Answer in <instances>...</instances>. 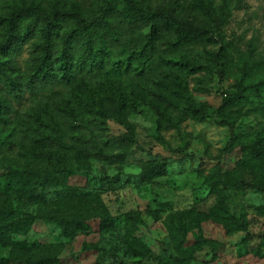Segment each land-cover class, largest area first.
I'll return each mask as SVG.
<instances>
[{"label":"trees","instance_id":"16d2710c","mask_svg":"<svg viewBox=\"0 0 264 264\" xmlns=\"http://www.w3.org/2000/svg\"><path fill=\"white\" fill-rule=\"evenodd\" d=\"M81 1L83 5L76 0H0V130L12 127L2 142L8 149L18 148L26 158L39 157L41 148H56L108 160L109 142L95 129H102L106 121L123 129L118 144L131 147L135 130L128 120L132 99L124 92L125 80L130 95L134 81L144 86L148 96L159 98L161 104L152 103L159 123L171 127L183 118L173 119L170 109L204 119L201 107L188 95L189 80L207 92L215 78H235L234 91L223 98L218 110L224 116L235 106L264 101V78L256 77L252 66L234 64L224 52L211 53L206 64L184 53L211 43V27L225 22L212 6L199 3L204 16L194 22L184 18V9L152 5L150 0ZM27 42L30 56L21 73L15 55ZM223 44L226 52L228 43ZM160 46H164L163 53ZM55 87L70 90L66 106L49 94ZM42 90L48 92L45 101L20 114L16 111L25 91L34 96ZM87 116L89 120H85ZM258 136L244 133L233 137L223 153L239 149L250 164H264V145ZM215 160L220 162L221 157ZM0 168L8 181L0 192V246L10 248L7 260L0 264L58 263L61 245L26 240L38 221L54 224L65 239L82 232L91 219H99L104 226L116 223L101 201L68 187L73 165L67 157L43 159L40 166L23 171L0 160ZM162 174L154 166L143 173L148 178ZM228 184L235 189L244 184L259 186L264 185V177L258 173L251 179L243 171L230 175L214 168L209 181L212 192L218 194ZM16 200L22 203H14ZM223 203L220 199L211 217L201 215L194 224L184 221L185 213L177 214L168 227L173 254L159 259L158 264H190L204 248L215 254L218 244L203 237V220H212L227 233L245 232L248 223L231 216ZM126 244L135 256L148 253L136 240Z\"/></svg>","mask_w":264,"mask_h":264},{"label":"rangeland","instance_id":"374dc122","mask_svg":"<svg viewBox=\"0 0 264 264\" xmlns=\"http://www.w3.org/2000/svg\"><path fill=\"white\" fill-rule=\"evenodd\" d=\"M76 1L83 5L81 0ZM150 1L152 5L184 9V18L194 22L204 16L199 3L212 6L225 22L211 27V43L190 47L184 53L206 64L211 53L224 52L234 64L252 66L256 77L264 78V0ZM223 42L229 46L226 52ZM160 47L159 52L163 53L164 46ZM29 52L30 42H27L15 55L21 73L26 70ZM131 82L135 89L132 95L126 88V80L124 92L132 99L128 120L134 126L135 143L129 148L121 147L118 140L123 129L113 121H106L102 129L95 128L99 137L109 142L108 160L92 154L61 152L56 148H41L39 157L26 158L19 154L18 148L10 150L2 144L12 127L0 130V160L10 161L16 171H23L40 166L43 159L67 157L73 165L68 187L92 195L116 219L113 226L91 219L84 224L83 231L71 239L60 237L54 224L38 221L26 236L27 242L61 245L57 264H158L159 259L173 254L168 227L175 216L185 213L184 221L194 224L201 215L211 217L212 210L222 199L231 216L248 223L247 230L227 233L212 220H203L202 235L218 244L217 252L213 254L204 248L190 264H264V185L244 184L235 189L228 184L221 186L218 194L213 193L209 185L216 167L230 175L243 171L251 179L258 173L264 177L262 162L250 164L239 149L231 154L223 153L233 137L244 133L259 135L264 145V101L235 106L224 116L218 110L223 98L234 91L235 78L221 81L215 78L207 92L198 89L195 80H189L188 95L201 107L204 119L195 120L170 109L173 119L183 118L171 127L159 123L152 106L153 102L161 104L159 98H151L144 86ZM143 82L147 84L146 80ZM47 94V90H42L32 96L25 91L21 104L15 105L16 111L20 114L37 102L45 101ZM49 94L54 101L66 106L70 90L55 87ZM217 157H221L220 162L215 160ZM150 166L164 174L148 178L143 173ZM4 174L5 170L0 168V192L8 187ZM132 240L141 243L148 253L135 256L126 244ZM9 253L10 248L0 246V262L7 260Z\"/></svg>","mask_w":264,"mask_h":264}]
</instances>
